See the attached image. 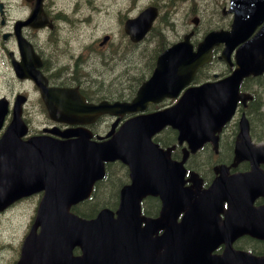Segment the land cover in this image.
Returning a JSON list of instances; mask_svg holds the SVG:
<instances>
[{
    "label": "water",
    "instance_id": "95a60500",
    "mask_svg": "<svg viewBox=\"0 0 264 264\" xmlns=\"http://www.w3.org/2000/svg\"><path fill=\"white\" fill-rule=\"evenodd\" d=\"M227 12L233 15L229 29L209 31L196 47L190 42L193 32H189L181 41L164 50L158 56L151 76L131 102H103L98 107L85 106L82 101L74 102L73 109H108L123 113L143 109L149 101H157L165 95L175 97L192 81L198 68L211 60L213 47L223 45L219 58L230 66L235 65L230 74L188 87L172 107L129 120L106 141H89L88 136L83 135L66 141H54L44 136L22 141L20 137L26 130L17 102L12 121L0 137V209L32 189L47 190L34 224L41 226L40 234L30 233L26 239L114 238L112 257L103 256L102 259L119 264L118 253L122 244H147L142 239L125 238L136 236L135 229L139 228V199L148 193H155L159 187L156 181L165 178L170 194L161 193L164 197L162 217L147 220L144 227L139 228L144 239L159 226L164 228L163 233L153 241L164 248L155 257L157 260L159 256V264H264V255L233 250L230 245L234 236L249 233L251 228L256 229L258 236L264 233L263 225L251 227L241 216L253 214L250 203L255 196L264 197V173L258 168L259 163H264V145L256 146L251 142L245 115L242 114L238 121L234 156L237 161L249 160L252 170L228 175L227 167L221 165L217 168L219 176L208 189L210 191L201 194L196 190V198L179 189L187 149H183L180 162H172L169 158L171 148L162 150L150 140L156 131L170 124L179 131L178 143L187 141L191 152H195L204 141L211 140L216 146V133L231 119L238 101L245 105L249 96L239 92L241 81L250 75H261L264 71V0H230ZM156 14L154 7H148L125 23V32L131 40L138 41L144 37ZM29 76L38 82L35 75ZM43 97L46 102L49 99L66 100L46 89L43 90ZM7 110V101L0 99V128ZM116 159L128 165L131 179V183L120 191L117 216L114 218L108 209H102L90 220L69 214L70 204L88 197L94 182L103 177L104 162ZM162 166L175 169L176 174L172 176L161 169ZM195 183L198 189L199 182ZM222 198L231 199V212L236 216L226 217L224 225L218 226L215 215L221 207ZM133 199L138 200L133 203ZM169 200L175 206V215L187 203L191 205L175 226L160 224L167 219ZM261 210L264 212V204L258 211ZM69 230L71 232L66 233ZM220 243L226 244L224 253L212 255L211 251ZM26 259L24 249L18 264H25Z\"/></svg>",
    "mask_w": 264,
    "mask_h": 264
},
{
    "label": "flooded vegetation",
    "instance_id": "af4514ba",
    "mask_svg": "<svg viewBox=\"0 0 264 264\" xmlns=\"http://www.w3.org/2000/svg\"><path fill=\"white\" fill-rule=\"evenodd\" d=\"M3 0H0L2 2ZM39 0H7L3 1L0 10V58H4L8 67L9 74V109L13 110L14 102L18 95H22L21 116L32 135L46 134L56 139H65L67 136L62 133L74 130H87L91 132L92 139H99L106 135L112 128L115 117L109 113L92 116L94 113L89 109L79 110L74 108V101L78 92L88 104H98L103 100L113 102L116 100H129L133 91L131 84L126 90L127 76L121 77V69L118 60H126V55L122 54L121 46L113 44L114 34L103 33L102 36L96 37L95 29L91 30L88 26L92 25L95 5L91 0H40V6L37 5ZM154 4V3H153ZM88 12V13H87ZM126 18H124L123 22ZM122 22V23H123ZM3 36H5L3 38ZM126 38L127 36L124 35ZM128 39V38H127ZM138 47L139 44L130 45ZM109 47L110 53L104 56H96V51H103ZM121 56L118 58L117 53ZM106 62L109 69H113V83L108 80H102L100 75L95 72L93 65L98 63L99 66ZM21 75H35L42 85H46L53 90L64 89L70 90L71 93L63 94L66 100L63 107L56 113L58 119L50 117V112L44 102L40 86L31 78L19 77ZM118 73V77L115 74ZM98 74V75H96ZM104 77V76H103ZM106 78V77H105ZM118 79V80H117ZM117 81V82H116ZM126 94V95H125ZM131 99V98H130ZM170 104L164 100L158 104L150 105L148 111L158 110ZM162 106V107H160ZM132 115H121L118 122L114 123L117 129L126 119ZM168 127L165 126L160 132L155 134L153 140L163 148L171 145L176 146L174 142H168L164 133ZM54 130L55 132H50ZM228 131V127L225 128ZM228 136L225 131L219 138V149L215 152L210 143L207 147L211 149V154L216 156H192L190 155L184 162V173L182 175L183 186H191V173L196 172L201 179L202 189L208 188L215 177L214 169L217 165H230L233 160V139L227 137L226 148L230 155L223 157L219 154L223 151L224 136ZM176 132L174 138L176 140ZM164 139V140H163ZM175 152V153H174ZM173 160L181 158L180 149L174 148L171 152ZM112 163V164H111ZM105 164L112 177L119 176V182L112 184L111 179L100 182L97 181L92 189L91 196L74 206L71 211L80 212L83 208H89L91 211L97 207L108 208L116 216V210L120 204L121 186L129 183V170L127 166L120 163L121 169L113 164L117 161ZM264 170V165L260 166ZM251 168L248 161L235 162L229 166V172H247ZM161 169L167 170L172 176L176 170L162 166ZM119 171V172H118ZM114 172L116 175H114ZM106 174V173H105ZM105 178V176H104ZM102 178V179H104ZM101 179V180H102ZM118 179V178H117ZM198 180V177H195ZM159 185L155 193H148L139 199L141 215L144 218H158L162 208V198L160 193L166 191L167 179L157 180ZM97 185V186H96ZM192 188L190 191L192 192ZM29 196L20 198L13 203L12 207L18 208L20 212H27V223L20 225V235L18 239H0V264H16L20 258L21 248H23V239L28 233L33 219L35 218L37 208L45 189L33 190ZM98 200L100 203L96 204ZM138 199H133V203ZM264 202L261 196H255L250 203L254 210L253 214L241 216L248 221V225L253 227L257 224L264 226V212L257 211V208ZM223 209L228 212V217L236 216L231 212V199L222 198ZM10 209V208H9ZM9 209L0 213L1 217L8 215ZM22 209V210H21ZM171 222L162 221V225L174 226L176 220L174 217ZM221 218L223 214L220 215ZM5 222L8 218H5ZM145 221L141 220L139 228L142 229ZM138 227L135 229L136 236L126 237L125 239H142L150 241V244L139 246L133 243H125L120 246L121 251L118 253L120 258L119 264H159V256H155L164 250L163 247L153 244V239H157L164 231L159 226L152 231L146 239ZM39 231V228L35 230ZM256 229L251 228L249 233L241 234L233 239L232 247L237 250H246L256 255L264 254V233L258 236L255 234ZM2 233L0 231V237ZM229 237V236H227ZM87 242H90L87 244ZM95 242H104L105 247L95 245ZM98 243V244H99ZM105 248V249H104ZM104 249V250H103ZM113 247L111 239H33L26 245V253L29 264H118L114 261L102 259V255L112 257ZM224 246L220 245L215 252L221 253ZM89 255L90 259H85Z\"/></svg>",
    "mask_w": 264,
    "mask_h": 264
},
{
    "label": "rangeland",
    "instance_id": "374dc122",
    "mask_svg": "<svg viewBox=\"0 0 264 264\" xmlns=\"http://www.w3.org/2000/svg\"><path fill=\"white\" fill-rule=\"evenodd\" d=\"M91 1L95 5V8L93 13L90 14L93 17V23L88 26V28L90 30L92 27V29H95L96 37L102 36L103 33H109L108 31L110 29L114 34L113 44L118 45V47L121 46L120 49L122 48V52L120 53L127 56L126 60H118L121 69V77L127 76V81L125 83L126 90L128 89L129 84H132L131 81H135L138 77L141 78L147 75V70L149 71V57L152 54V50L157 47L156 43L159 41H157V38L155 37L156 32L154 31L152 35H150L145 41L141 42L138 47L130 46L132 44L129 43V40L124 36L122 30V22L124 18L133 17L143 7L158 3L161 7L160 17L155 23V28L162 30L163 37L166 40L164 45L169 41L178 40L183 34L188 32L193 27L191 20L195 17L199 19L195 27V31L199 35L218 27L228 29L230 24L228 18L221 16V9L224 6H227L228 0H175L174 3H171L168 0ZM165 18L167 19L165 20ZM109 53V47L101 52H95L96 56H104ZM114 53H117L118 58L121 56L118 54L119 52ZM93 66L95 72L104 76L100 75L102 80H108L109 83L114 82V76L112 74L113 69H109L106 62H103L102 66H99L98 63H95ZM221 68H223L222 63H217L214 65V69L210 70L209 73L214 71L220 72ZM205 70H209V67ZM115 77H118V79L121 78L118 76V73L115 74ZM130 77H132L130 79L131 81H128V78ZM9 85L8 67L4 58H0V97H9ZM18 214L16 215V218L13 219V216L10 218V225L13 226V229H5L6 222L1 225L3 236L7 237L19 234V230H17L20 223L17 222L19 217ZM19 221H22V217L19 218ZM10 229L12 230L10 231Z\"/></svg>",
    "mask_w": 264,
    "mask_h": 264
},
{
    "label": "trees",
    "instance_id": "16d2710c",
    "mask_svg": "<svg viewBox=\"0 0 264 264\" xmlns=\"http://www.w3.org/2000/svg\"><path fill=\"white\" fill-rule=\"evenodd\" d=\"M217 50L218 48H215L213 51V54L215 55L210 66L217 62ZM228 71L229 69L227 67H224V69L221 70V74H226ZM204 76H206V74L200 73L198 78H202ZM242 88L246 91H250L253 94L252 100L247 103V106L245 108L246 115L251 124V136L257 141H264V74L256 78L250 77L246 79V81H244L242 85ZM232 129L234 130V128ZM165 139H167L168 142H173V133L171 131H168L167 137ZM114 175H116L115 172ZM110 179L112 181V184L109 186L114 187V184H117L115 176L112 177L107 170L105 179L103 181L107 180L108 182ZM97 203H100V201L98 200V196L96 204Z\"/></svg>",
    "mask_w": 264,
    "mask_h": 264
}]
</instances>
